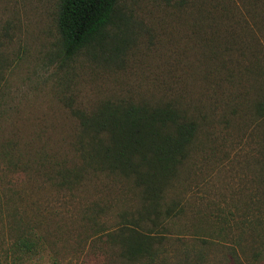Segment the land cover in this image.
<instances>
[{"label":"rangeland","instance_id":"374dc122","mask_svg":"<svg viewBox=\"0 0 264 264\" xmlns=\"http://www.w3.org/2000/svg\"><path fill=\"white\" fill-rule=\"evenodd\" d=\"M58 1L0 0V153L61 160L76 127L69 106L91 109L109 98L175 102L201 128L176 183L185 230L170 236L206 235V222L215 219L235 222L243 249L236 246V263L264 264V250L256 253L264 238V119L254 106L264 84V0H119L127 18L120 53L83 50L70 59L59 53ZM1 157L0 174H29L7 170ZM24 187L49 218L63 206L62 232L89 202L114 190L101 175L74 201L32 178L19 181ZM72 247L56 245L61 264H105L87 245ZM208 252L207 264H228L223 246ZM51 256L47 249L26 264H53Z\"/></svg>","mask_w":264,"mask_h":264},{"label":"trees","instance_id":"16d2710c","mask_svg":"<svg viewBox=\"0 0 264 264\" xmlns=\"http://www.w3.org/2000/svg\"><path fill=\"white\" fill-rule=\"evenodd\" d=\"M126 21L119 0H59L60 56L70 59L83 50L92 57L98 52L120 53ZM256 101L255 110L264 119V84ZM69 109L76 127L61 160L41 152H18L16 157L0 153L7 170L29 173L0 174V264H26L47 249L53 264H61L59 242H71L72 248L87 245L102 253L105 264H207L208 251L217 246L227 249L228 264H237L236 246L243 249L239 236H234L235 222L222 225L215 219L206 222V235L170 236L172 229L185 230L180 217L186 203L176 196V183L201 128L191 113L175 102L131 98ZM100 175L112 183V196L89 202L71 218L72 229L66 232L58 212L63 206L54 208L56 218H49L40 199H33L25 187L17 188L21 179L32 178L55 192L70 193L74 201ZM53 220L57 225L49 228ZM63 234L69 238L64 240ZM263 242L264 238L257 255L264 250Z\"/></svg>","mask_w":264,"mask_h":264}]
</instances>
